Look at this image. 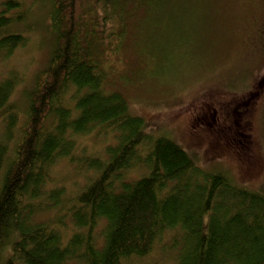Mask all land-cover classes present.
Masks as SVG:
<instances>
[{"label": "trees", "instance_id": "obj_1", "mask_svg": "<svg viewBox=\"0 0 264 264\" xmlns=\"http://www.w3.org/2000/svg\"><path fill=\"white\" fill-rule=\"evenodd\" d=\"M31 1L0 7L1 58L39 28L46 50L28 83L0 78V264H264V190L200 167L110 86L123 50L138 79L185 57L192 0Z\"/></svg>", "mask_w": 264, "mask_h": 264}, {"label": "rangeland", "instance_id": "obj_2", "mask_svg": "<svg viewBox=\"0 0 264 264\" xmlns=\"http://www.w3.org/2000/svg\"><path fill=\"white\" fill-rule=\"evenodd\" d=\"M22 1L25 6L32 2ZM191 4L186 21L196 31L187 37L185 57L173 66L151 58L147 60L151 77L138 79L130 71L137 60L131 59L130 49L123 50L121 63L110 62L116 67L110 86L122 92L130 112L142 117L153 134L174 140L200 167L222 170L239 185L264 190V0H192ZM37 7L34 17L41 24L42 11ZM36 31L28 36V47L34 43L33 48L0 57V78L11 67L19 69L26 83L30 81L46 53L37 46L44 40L41 28ZM129 73L134 81L129 77L122 81ZM23 86H17V97ZM207 113L217 120L228 119V124L200 125L203 119H196Z\"/></svg>", "mask_w": 264, "mask_h": 264}, {"label": "flooded vegetation", "instance_id": "obj_3", "mask_svg": "<svg viewBox=\"0 0 264 264\" xmlns=\"http://www.w3.org/2000/svg\"><path fill=\"white\" fill-rule=\"evenodd\" d=\"M255 96H258V93H256V95ZM213 111H214V113H215V109L213 108ZM209 115L210 114H205V115H203V116H201V117H199L198 119H196V120H198L199 121V119H203L202 120V122H200V125H203V124H201V123H206L207 125H226V124H228V119H227V121L226 120H217L215 117H214V115H210V120H206L208 117H209ZM208 116V117H207ZM205 124V125H206Z\"/></svg>", "mask_w": 264, "mask_h": 264}]
</instances>
